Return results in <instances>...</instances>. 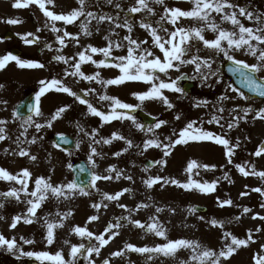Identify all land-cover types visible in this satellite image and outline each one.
<instances>
[{
    "label": "snow or ice",
    "instance_id": "1",
    "mask_svg": "<svg viewBox=\"0 0 264 264\" xmlns=\"http://www.w3.org/2000/svg\"><path fill=\"white\" fill-rule=\"evenodd\" d=\"M192 4L191 9L182 10L178 7H169L167 0H135L133 6H130L125 11L121 8L119 0H104L106 5H113L115 9L120 11H125V18L123 23L119 22V12L117 15H109L107 13H97L93 11H88L87 9L91 7L89 0H76L77 7L66 13H56L49 10L46 5H53L54 0H15L12 4L13 8L21 9L27 8L29 5L35 4L39 7V10L43 13L44 17L48 18L51 22L50 31L56 35V43L60 45L56 51L59 53L61 49L67 47L66 40L75 41L79 45V37L85 36L90 37L92 32L89 28V24L94 20L97 24V31H99V26L105 22L109 23L113 27L109 29V35L104 36L106 41V46L96 47L88 45L84 47L83 50L74 54V56L66 57L62 54H57L53 57L55 62L63 63L65 65L63 69V79L53 76L50 80H40L39 84L41 87L39 91L35 93V98L33 103L26 105L27 115L20 110L18 105L13 111L12 116L15 119L21 120V136L28 132L29 127L35 128L37 133L41 132L42 129L51 128L52 122L56 119L62 117V115L68 110V107H59L56 112L51 116V119L47 120L45 123L37 122L35 118H43L41 98L45 96L46 93L50 91H55L59 93H66L68 96L73 97L76 102L81 105H86L87 114L95 117H99L103 123H110L113 120L119 121H131L135 128L139 131H147V133H152V138L145 139L143 141V150L147 151L149 149H160L162 150V158L150 161L144 168L141 169L143 172H148L149 169L160 166L161 169L166 165V158L172 153L170 149H174L179 145H188L189 142H206L212 141L215 145H222L224 148V155L227 158L228 164H233V157L235 156V149L240 146L239 140L236 141L234 145H230V140L226 139L227 131L224 129V124L221 120L224 119L222 116L212 115L211 119L207 121L209 124H217L221 128L223 135L215 134L210 131L203 129V120H189L186 125L179 130L178 134L174 131L171 136H164L162 139L159 135H156V130L161 129L163 126L168 124L167 121L163 119L153 118L156 120L154 124L145 125L141 124L136 120V117L130 113H134L137 109H141V106L145 101H157L161 102L166 106L167 109L173 110L174 104L165 95V91L172 93H180L181 96L186 95L185 90L179 86V81L183 79L196 80L199 79L202 85L207 84V82L212 77H217L216 83H220L219 79V67L214 65L219 57H222L225 61L229 62V71L237 76V83H239L244 89L247 90V95L244 91L232 86V84L225 85V93L217 98L218 103H213L212 108L214 112L223 113L226 111L223 107V103L229 100H243L246 102L254 101L256 98H264V76L260 73L264 72V13H258L248 10L245 7H240L233 3L232 0H188ZM99 5L100 0H96ZM153 5L160 6L163 9L162 14H160L159 19L155 20V27H153L152 18L156 16L155 9ZM136 14H142L141 19L138 21L139 27L146 30L148 35L151 37L152 46L154 49H158L162 53V58L160 56H155L152 50L144 47L147 44V40L138 41L132 36ZM218 16L220 22L217 23L214 17ZM240 17L248 20L254 24V26H245L242 23ZM83 18V19H81ZM182 20H190L197 23L198 26L184 27L182 26ZM63 22L64 26L75 25L79 21L80 33L72 34L65 30L64 28H58L56 22ZM9 24H17L20 21L17 19H8L6 21ZM227 23L231 25V29L223 27ZM166 25H171L172 30ZM45 27H48L46 24ZM116 28L127 29L128 35L124 36L121 41H113L110 39V35L114 33ZM41 31L37 28V32ZM164 32L165 36L160 35V32ZM206 32H212L214 34L213 39H208L205 36ZM58 33H62L58 34ZM32 37V38H29ZM26 44H33L39 42V37L33 36L32 33L21 37ZM124 41L127 42V54L126 55H114V49H121L125 47ZM50 51L52 46L49 44L45 45ZM193 48L195 52L193 53ZM250 55L254 57L255 63L249 64L245 60L237 59V54ZM93 54H102L104 59L96 61L93 59ZM204 54V55H202ZM14 61L15 64L21 69H43L45 65L40 62L31 60H22L19 57L13 55L12 53L0 56V69H4L9 62ZM93 64L97 69L111 68L118 69L119 75L112 79H103L100 76V72L97 71L93 75H86L82 71V65ZM192 65L194 66L193 75L187 76L182 74L176 79H171L170 77L165 80L161 78L168 77L169 70L180 71L182 66ZM78 78L79 80L95 82L102 86L103 89H107L110 85H122L127 81H138L145 85H148V90L144 92H135L133 96L140 102L137 105H130L124 103L106 94H98V100L100 102L110 101V111L105 114L104 111L98 110L97 107L93 105L92 102L87 99L90 95H97V90L95 87H90L86 90L76 91L73 90L72 86L67 85L64 81L69 78ZM228 92L235 93L234 97L228 95ZM82 93V94H81ZM5 106L7 101H2ZM208 101H198L193 106L194 107H208ZM119 110V111H118ZM243 115H233V113H240ZM250 113H254L253 119H259L264 121V107L258 109L254 108L251 103L247 107H240L239 105L234 106L229 110L230 120L227 121V130H231L238 126L239 120H244ZM182 117L177 115L175 120L179 121ZM201 126H197V124ZM7 121L0 119V141L10 139L6 135ZM77 129L79 132L88 135L84 128L77 124ZM93 138L97 135L96 130L92 131ZM42 139V137H40ZM112 140H125V143L129 147H132V142L126 140L125 137L118 135L117 133L112 134L111 139H103L104 144H109ZM166 141V142H165ZM36 138L34 137L31 141L21 140L18 136L15 143L17 145L18 151H13L10 154L18 155L20 157H28L32 161L36 160L35 156H31L30 152L21 147L24 143H35ZM101 141L93 140V143H100ZM69 140L63 134H58L57 139L53 142V146L59 148L61 144H67ZM90 154L88 157V162L95 168V162L93 160L94 156L99 155L95 147L90 143ZM136 147H140L137 145ZM77 148H79V141H77ZM8 152V149H5ZM127 151V149H125ZM264 154V145L257 148L254 156L260 157ZM114 155L119 156L121 153H115ZM236 169L245 177L249 175L258 176L264 179V171L257 172L253 167L251 171H246L245 167L241 164L234 165ZM215 165L209 166L206 164H198L195 160H190L187 163L185 171L189 173V178L186 183H181L176 179H167L160 175L149 176L147 179H143L142 183L148 188H153L154 185L160 184L163 188L164 185L172 184L180 187L186 191H191L193 189L198 190L200 193L209 194L216 191L217 181H212L211 183L204 181L200 183L191 178V173L193 169L203 168L205 171H213ZM70 170H79L80 173L87 171L89 180L84 181L79 179L78 176H74L73 180L62 185L53 186L50 180H46L44 177H37L34 180V188L29 191V180L31 178V173L27 169H22L18 174H11L8 170L0 167V181L12 182L19 185L20 187H11L8 191L0 193V197L4 199L14 198L17 203L24 202L28 205L27 212L21 215H16L11 218V223L9 224V229L14 230L17 228L19 222L24 224H33L37 222L38 219L43 220V227L46 229V234L44 240L47 245H53L56 242L55 229L64 227V219L71 215V212L61 214L56 213L57 217H60V222H55L50 220L51 214H47L42 218L37 217V210L42 207L45 201H47L50 196L56 200L71 199L75 194L82 196H91L92 192L89 189H96L97 181L99 180H111V175L101 176L93 170L85 169L81 165L73 166L71 163L68 165ZM109 173L115 172L117 179L122 176L121 171L115 169L114 166H109L106 170ZM197 174H199L197 172ZM123 179L132 180L131 175H124ZM225 178H227V173H225ZM132 190L124 188L115 194H103V199L107 201H118L124 193H130ZM252 192H257L261 196H264V189L253 188ZM21 194L24 196V200L21 201ZM248 195V192H242L241 196ZM150 199V198H149ZM225 205L232 206L233 202L228 200L220 201L218 198V206L224 207ZM121 208L126 206L123 204L118 205ZM261 208H264V203H262ZM4 207V203L0 202V209ZM95 209L101 208V203H94L92 205ZM103 207H107L104 204ZM150 207L148 204L141 203L136 206V210L147 209ZM163 209L157 207L155 208L156 213H160ZM195 208H190L189 212L194 213ZM251 209L244 207L243 213H250ZM253 219H259L264 221V215L255 214L252 216ZM6 219L0 216V220ZM199 219L204 220V217H199ZM239 220L240 217L234 218ZM90 221L97 220V216L93 215L89 217ZM150 223L144 224L139 220H132L130 216H122L117 218L115 223L111 221L107 224L104 229V233H109L108 239H105L104 233L100 235H95L93 232L88 231L86 227H74L70 229L71 233H75L80 237H87L89 239V245L86 247L83 243L79 245H71L70 251L68 253L70 259L65 260L61 251L51 254L47 251L40 252H24L22 244L32 245L35 243L32 239H25L20 237L21 243L17 242L15 237L7 238L2 233H0V249L7 251L9 254H17L20 256L34 257L41 264L45 261L51 262V264H77V261L83 259L87 264H93L90 259L93 254H100V249L106 245L112 236L118 235L117 231L122 226H124L121 221H126L127 224L131 226L145 230L147 233L154 234L156 237H160L165 240V243L157 244L154 247H136L132 244H126L124 249L112 253V256L123 257L125 250L135 252L141 255L147 254V260H153L154 257L163 256L165 258H170L175 260L177 253L181 249L190 250V255L188 260H180L178 264H227L229 258L241 247H248L250 243H254L252 240L251 233L247 239H239L233 236L230 232H224L225 239L230 238V243L225 244V248L218 253L201 245L198 241L188 240V239H176L171 240L167 238L166 229L163 225L155 218V216H150ZM212 227L223 228V221H217L212 219L207 221ZM187 227V225H185ZM257 232L261 229L257 228ZM95 239L99 246L93 245L91 241ZM67 245L69 242L65 240L63 242ZM261 250L264 251V244L261 246ZM255 264H264V255L253 257ZM103 264H109L108 260L105 259Z\"/></svg>",
    "mask_w": 264,
    "mask_h": 264
},
{
    "label": "rangeland",
    "instance_id": "2",
    "mask_svg": "<svg viewBox=\"0 0 264 264\" xmlns=\"http://www.w3.org/2000/svg\"><path fill=\"white\" fill-rule=\"evenodd\" d=\"M76 1V0H75ZM101 5L104 6L105 12H102L100 9V6H94L91 8H88V11H93L97 13H107L109 15H117V12H119V22L123 23L125 18V11L128 7L133 6L135 3V0H119L121 4V8L125 11H120L114 8L113 5H106L104 3V0H100ZM15 2V0H0V19L4 16L8 15L11 16L12 19L19 20V24H11L12 29L18 33L21 34H27L29 30L28 25V19L27 14L25 12V9L29 8H21L16 9L12 7V4ZM233 3L237 4L235 1L232 0ZM90 4L96 5V0H89ZM56 5H58L59 9L62 7L65 10L69 11L73 8L74 2L73 0H55ZM76 7L77 3L75 2ZM167 4L169 7H178L182 10H189L192 7V4L188 2V0H167ZM238 5V4H237ZM46 7L49 10H52L56 13H58L57 9L51 8L52 5H46ZM156 16L152 18L153 21V27H155V20L159 19L160 14H162L163 9L160 6L153 5ZM160 10H157V9ZM43 14V13H42ZM142 14H136L133 28L132 36L134 39H137L138 41L147 40V44L144 45V47L149 48V50H152L154 52L155 56H160L162 58V53L159 52L158 49H154L152 46L151 37L148 35L147 31L139 27L138 21L141 19ZM215 15V14H214ZM22 17V18H21ZM21 19H24V21ZM216 22L219 23L217 16H215ZM190 21V20H189ZM188 21V22H189ZM188 22L182 23V26L184 27H193L198 26L196 22L192 21V24L189 25ZM245 25L249 26L253 24L252 22L245 20L243 22ZM91 24H96V22L93 20L89 24V28L95 29L96 37L91 35L90 37L80 36L79 37V45L76 44L75 41L66 40L67 47L61 49L59 54L65 55L66 57L74 56V54L78 53L79 51L83 50L84 47H87L88 45L92 46H98L99 44L104 47L106 46V41L104 40V36L109 35V29L113 27L109 23L105 22L102 26H100L99 31H97V26H94ZM62 22L57 24L56 26L58 28H61ZM228 24L225 23L223 27L231 29L227 26ZM169 30H172L171 25H166ZM121 29L120 32L115 34L117 37L111 39L115 41L118 37L122 38L126 35H128L127 29L125 28H119ZM124 30V31H123ZM68 32L72 34H78L80 33V28H72L68 30ZM104 34L101 36V34ZM62 35V33H59ZM162 36L166 37V34L164 32L159 33ZM111 36V35H110ZM206 38L213 39L214 34L212 32H206L205 33ZM56 39V38H55ZM55 39L50 40L49 42L46 41V44L52 43L55 45ZM102 40V41H101ZM100 42V43H99ZM125 47L119 49L116 51L119 55H126L127 54V42L124 41ZM115 50V49H114ZM195 52V48H193V53ZM95 57H93L94 60L99 61L101 59H104L102 54H94ZM117 55V54H114ZM204 55V54H202ZM237 59L245 60L247 63L252 64L255 63L254 57L250 55H244V54H237ZM50 70L53 71V68L55 65H51V61L47 60ZM58 63V62H55ZM217 63V60H216ZM216 65V64H215ZM214 65V66H215ZM58 66V65H57ZM56 66V67H57ZM65 65L60 66V70L62 71L59 76L56 74H53L49 70H45L44 77L36 69H30L29 73H15V81L20 84V87L18 92H21L22 88H26L28 84L35 80H48L51 79L54 75L57 76V78L63 79V69ZM95 74L97 71L100 72L101 77H107V79H112L117 77L120 73L119 70L116 71V69L111 68H102L97 69L95 65L89 63L82 65V71L86 75L88 74V71ZM194 66L192 65H185L182 66L180 71L177 72L175 70H169L168 77L161 78L167 80L169 77L171 79H176L178 76L182 74H187L188 76L193 75ZM26 75L30 77V81H27ZM261 75V73H260ZM262 76H264V72L262 73ZM217 77H212L207 84L202 85L199 79L194 80L195 83V91L192 95H184L181 96L180 93H172L165 91V95L169 98V100L174 104V109L169 110L166 108L165 105H163L161 102L157 101H145L143 105L141 106V109L144 110L147 113H150L154 116H157L165 121L168 122L166 126H163L161 129L156 130V135H159L161 139L164 136H171L172 133L175 131L177 134L180 129H182L186 123L189 120H203L204 123L202 125L203 129L206 131L213 132L215 134L223 135L224 132H222L219 125L213 123L209 124L207 121L209 118H205V113L209 114V106L213 103H218L217 98L221 95H223L226 91L225 85L228 84L220 75V83H216ZM78 78H67L64 82L67 85L72 86L73 90L80 91V90H86L88 89V81L79 80ZM4 84V83H2ZM93 87L96 89L101 88V85L96 84L95 82H92ZM148 85H145L142 82L138 81H127L122 85H116L114 88L113 86H108L106 94L112 97H116L120 101L124 103L130 104V105H137L140 102L133 96V93L135 92H144L148 90ZM1 91V89H0ZM51 94L52 91L48 92L41 98V105H42V112L43 116L46 115V109L50 111V109H58L59 107H65L67 102L70 100H74L73 97L68 96L66 93H61L60 98H52V96H59V92H54L53 95ZM229 93V92H228ZM82 94V93H81ZM2 93H0V99H1ZM19 93L16 97H14L13 100H11L9 103H7V108L5 111L8 113L5 116H9L11 105L18 97ZM235 95L231 94V97H234ZM51 97V98H50ZM75 101V100H74ZM198 101H208L209 105L208 107H194L193 105L197 103ZM110 102V101H109ZM76 104H78L75 101ZM246 104H249V102L235 99V100H229L223 103V107H225L226 111L223 112L224 116H222L224 119L221 120V123L224 124V129L227 131V135L225 136L226 139L230 140V145H233V142L231 141L230 137L232 138L231 131L227 130V121L230 120L228 116V112L230 109H232L234 106L239 105L240 107ZM253 105V103L251 102ZM262 105V104H260ZM260 105L253 106L254 108L258 109L260 108ZM70 108L62 115L61 122L58 123L59 125L55 124L52 125L51 128H46L48 131H55L57 129H60L58 131L63 132H73L77 138V141H79V148L76 149L75 152H70L67 154L62 153L61 151H57L55 148H51L52 154L51 159L55 158L56 161H59V183L58 185L65 184L67 182H70V173L68 165L70 164L73 159H75V156L79 155H88L90 154V143L93 147L96 148L97 153L99 155L94 156L93 160L95 162V168L93 169L97 174L104 176V175H111V180H99L97 181V187L95 191L99 192V190H103V192H112L116 193L121 191L124 188L131 189L132 191L130 193L126 192L123 196L120 197L118 201H108L107 203L102 200V198H95V201L90 204L89 199L93 195L94 191L90 189L89 191L92 192L91 196H82L79 194H75L71 199H63L61 198L59 201V206H57L56 200H53L51 197L44 202V207L42 209L37 210V217L42 218L47 214H51L50 220L55 222H60V217L56 216V213L59 212L61 214L71 212L70 216H67L66 219H64V227L58 228V231H55L56 238L59 239V244L56 242L53 245H50L49 247L45 243L43 247V251H47L51 254H55L57 251H61L62 255L64 256V259L67 261L70 259L68 253L70 251L71 245H79L83 243L86 247L89 245L88 241L89 239L87 237H80L76 235L75 233H71L70 229L74 227H86L88 231L93 232L94 236L97 234L104 233L105 227L101 228L102 232L98 231L99 225H104V220L109 214H112V223H115L117 218L122 216H130L132 220H139L144 224L150 223L152 221L149 220L150 216H155L157 220L163 225V227L166 229L167 238L171 240L176 239H188V240H194L198 241L201 245L215 251L219 252L225 248L226 243H230V238L225 239L224 232H230L233 236L239 238V239H247L249 232L251 233L252 240L255 241L254 243H250L248 247H241L238 249L227 261V264H255V261L253 259L254 255H264V251L261 250V245L264 244V221H261L259 219H253L252 216L255 214L264 215V209L258 205V201H255V192H252L251 189L252 186H250L249 182L247 183V179L245 176H243L234 166L237 164L236 161V155L233 157V164L227 163V158L224 155V148L222 145H215L212 141H206V142H189L188 145H179L174 149H170L171 155L166 158V165L161 169L160 166L153 167L149 169L148 172L141 171L142 168L145 166L143 165V161L145 159H149L151 161L161 159L162 158V150L160 149H149L147 151L143 150V141L145 139L152 138V133H147V131H139L135 128V126L132 124L131 121H119V120H113L110 123L107 124H100L98 122H92V119L83 116L82 111L78 112L77 107L73 108L72 111H69ZM100 110L104 111L105 114H108L110 111V104L108 107L104 106ZM1 111V110H0ZM119 111V110H118ZM80 113V114H79ZM48 115V113H47ZM177 115H180L182 117L181 120L177 121L175 120V117ZM252 113H250L247 117H245L247 120H249ZM3 113H0V117H3ZM46 118L41 122L45 123ZM38 120V118H35ZM3 120L7 121L6 127V135L9 137L10 134H15V136H21V132L23 131V128H21V124L17 126V123L8 121V118H3ZM77 124H79L81 127L84 128L85 132L88 133V135H84V133H81L77 129ZM122 126L124 130V134H121L119 132V127ZM246 123L243 121H238V126L235 128L237 130L241 129V127L245 126ZM197 126H201L199 123ZM242 127V128H243ZM146 128V127H145ZM96 130L97 135L93 138L92 131ZM238 132V131H237ZM117 133L118 135H121L125 137L126 140H130L132 142V147H129L127 143H125V140H112L109 144H104L102 141L103 139H111L112 134ZM252 142L255 145L256 148L261 146L264 142V121H260L259 119L254 122V124L251 125L250 129ZM26 135L29 134L36 138V140L40 141V145H46L42 139H40V132L37 133L35 131L34 126L28 128V132L25 133ZM37 135V136H35ZM24 136V135H23ZM11 138V137H10ZM244 138L245 134L241 133L238 139H235V141L239 140L240 146L235 149L240 151V149L243 151L244 149ZM101 141L100 143H93V140ZM26 140V137L24 136L22 141ZM166 142V141H165ZM3 145L5 144V140L2 141ZM37 143V142H36ZM24 147L26 146V143L22 144ZM139 145L140 147H136ZM127 149V151H125ZM50 150V149H49ZM115 153H121V155L116 156ZM30 155L33 156V152H30ZM42 155V153L40 154ZM249 155V153L247 154ZM264 154H262L260 157H262ZM18 162L13 167V157H10L9 152L5 154L0 159V167L8 170L11 174H18L22 169H27L31 173V178L29 181V184L31 185V182L33 178L37 176L36 172H32V170H29V164H30V158L28 157H20L17 156ZM23 158L27 159L29 161L28 166L23 164L21 159ZM190 160H195L198 162V164H206L209 166L215 165V169L213 171H205L203 168L199 169H193L191 173V178L195 181H198L200 183H203L204 181H207L211 183L212 181H217L216 191L209 194L200 193L198 190H191L186 191L180 187H177L176 185L167 184L164 185L162 188L160 184L154 185L153 188L148 189L143 183V179H147L149 176H156L160 175L164 178H167L169 180L176 179L177 181L181 183H186L189 178V173L185 171L187 163ZM26 161V160H25ZM36 161V160H35ZM32 161L31 162H34ZM264 163V160H263ZM238 164H241L243 166L242 161ZM247 165V162H245ZM58 165V163H57ZM109 166H114L116 170L121 171L122 176L120 179H117L115 176V172L109 173L106 170L109 168ZM232 166V168L230 167ZM197 172L199 174H197ZM225 173H227V178H225ZM35 174V175H34ZM124 175H131L132 180L123 179L122 177ZM48 179L53 178V171L49 170L47 172ZM248 177V176H247ZM12 183V182H10ZM52 184V180H51ZM53 185V184H52ZM257 186H261L259 183H257ZM15 187H20L19 185H15ZM263 187V186H262ZM11 188V186L5 182L0 181V193L6 192ZM30 190V186H29ZM242 192H248V195L241 196ZM101 194V193H100ZM150 198V199H149ZM218 198L220 201L228 200L230 199L233 202L232 206L225 205L224 207L218 206ZM102 201V202H101ZM54 202V203H53ZM53 203V204H52ZM94 203H101L100 209H95L92 207ZM145 203L148 204L150 207L147 209H142L137 211L136 206L138 204ZM104 204H107V207H103ZM123 204L126 207L121 208L118 205ZM194 205L199 206H205L207 209V212L205 214L199 215L196 213H190L189 209L192 208ZM161 208L163 211L160 213L155 212V208ZM247 207L251 209L250 213H243V208ZM46 208V210H45ZM45 210V212H43ZM118 210V211H117ZM16 215L23 214L20 210L16 211ZM97 216V220L90 221L89 217L91 216ZM239 216L240 219L237 221L234 218ZM199 217H204V220L199 219ZM212 219H215L217 221H223L224 227H212L210 224L207 223V221H210ZM41 224L42 219H38L37 222ZM121 223L124 225L120 229L116 230L118 232V235L112 236V238L109 240V242L104 245L100 249V254L96 255L95 253L90 258L93 262V264H103V261L105 259L108 260L109 264H178L180 260H188L190 255V250L181 249L177 253V257L175 260L170 258H165L163 256H157L154 257L153 260H147V254L141 255L135 252L127 251L129 252L125 255L123 263H120L117 258L109 259L108 256H112V253L120 251L124 249V246L126 244H132L136 247H154L157 244L165 243L166 241L161 239L160 237H156L154 234L147 233L145 230L135 228L131 226L130 224H127L126 221H121ZM187 225V227H185ZM29 231H33L31 228V224H28L25 226ZM260 228L261 231L257 232L256 229ZM44 230L46 232V229L44 227ZM115 230V229H114ZM46 234V233H45ZM109 233H104L105 239H108ZM67 240L69 243L65 245L63 242ZM95 241V239H94ZM96 244L93 245L99 246L98 242L95 241ZM18 243H21L19 240ZM113 244L112 249L108 250V245ZM56 245V247H55ZM21 247L24 252L26 251H33L35 246L26 248L25 246ZM54 248V249H53ZM36 249V248H35ZM34 249V251H35ZM41 250L39 249V252ZM8 257H10L11 261L15 260H22L23 256H20L19 253L17 254H7ZM84 262L87 264L86 261L83 259H80L77 261ZM46 264H51L49 261H45ZM195 264V262H193Z\"/></svg>",
    "mask_w": 264,
    "mask_h": 264
},
{
    "label": "flooded vegetation",
    "instance_id": "3",
    "mask_svg": "<svg viewBox=\"0 0 264 264\" xmlns=\"http://www.w3.org/2000/svg\"><path fill=\"white\" fill-rule=\"evenodd\" d=\"M242 3H245L249 6H252L256 10L264 12V5L261 4V0H237ZM31 24L33 27V31L31 32L33 36L39 37V42L38 43H33L31 45L26 44L24 40L20 36H11L9 38L5 37V33L8 31V24L5 23H0V56H3L8 53H12L13 55L19 57L22 60H31V61H36L43 63L45 65L44 61V56H45V44L43 37H40L43 33L40 31L37 32V21L34 19L32 13H29ZM8 19H4V21H7ZM23 37V36H22ZM32 38V37H29ZM56 55V53H55ZM14 67V68H13ZM18 68V69H16ZM43 69H37L38 73L44 77V70ZM28 69H21L19 68L16 64L9 62L4 69H0V93L1 99L0 102L2 101H7L9 103L11 100L14 99V97L17 96L19 93L18 97L16 100L12 103L11 105V110L9 113V116H5L8 112L5 111L7 108L3 103H0V113H3V117H0V119L3 118H8V121H12V113L15 110L16 105L18 102L24 98H30V95H33V98H35V93L39 90L40 84L39 80H35L28 84L26 88H22L21 92H18L20 87V84H18L15 81V73H26L28 72ZM27 81H30V77L26 75ZM43 80V79H42ZM4 83V84H2ZM16 121H21L19 119H15ZM8 140V139H7ZM45 155V152L42 153ZM42 155V156H43ZM19 188V187H17ZM24 200L23 194H21V201ZM0 202H3L5 205V209L9 216H16V211L18 210H27V205L24 204V202L17 203L14 198L10 199H4L3 197H0ZM0 233H2L5 237L7 238H12L15 237L18 241L20 240V237H24L25 239H32L34 237V234H30L29 230L27 229H8V228H0ZM33 240V239H32ZM41 239H36L35 243L32 245L28 244H22V246H25L26 248L30 246H35L39 245V241ZM38 250V248H36ZM8 252L7 251H2L0 249V264H29L28 261L26 262H21L19 260L17 261H11L10 257L6 256Z\"/></svg>",
    "mask_w": 264,
    "mask_h": 264
},
{
    "label": "water",
    "instance_id": "4",
    "mask_svg": "<svg viewBox=\"0 0 264 264\" xmlns=\"http://www.w3.org/2000/svg\"><path fill=\"white\" fill-rule=\"evenodd\" d=\"M57 139V136L55 137V139L54 140H56ZM63 145H65V144H63ZM79 174V173H78Z\"/></svg>",
    "mask_w": 264,
    "mask_h": 264
}]
</instances>
